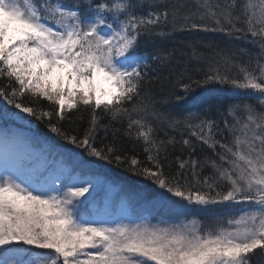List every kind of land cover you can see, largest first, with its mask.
Segmentation results:
<instances>
[{
	"label": "snow or ice",
	"instance_id": "6c2138e0",
	"mask_svg": "<svg viewBox=\"0 0 264 264\" xmlns=\"http://www.w3.org/2000/svg\"><path fill=\"white\" fill-rule=\"evenodd\" d=\"M253 256L264 0H0V264Z\"/></svg>",
	"mask_w": 264,
	"mask_h": 264
},
{
	"label": "trees",
	"instance_id": "16d2710c",
	"mask_svg": "<svg viewBox=\"0 0 264 264\" xmlns=\"http://www.w3.org/2000/svg\"><path fill=\"white\" fill-rule=\"evenodd\" d=\"M201 37L203 39H211L213 37L210 36H205L204 34H200ZM183 38L181 35H177L176 39H181ZM218 38V37H217ZM143 47V46H142ZM212 87V86H210ZM215 89H220L219 85L214 86ZM169 91H172L171 87H166L165 89V94ZM176 91L178 92L179 89H176ZM200 90H197V93H199ZM63 127H65L66 129L70 127L68 122H64ZM80 127L82 128L83 125H80ZM34 131L39 134L40 136L44 137V136H48L51 137L52 134L48 133L47 129L45 128V126L43 124H41L40 122H35V128ZM101 136H103V133L100 134ZM59 143H63L62 141H60ZM113 169V175L116 177V179H118L119 181H121V183H125L131 187H143L144 184L148 183L147 181H143L142 178L140 177H134L132 176L131 173H127L124 172L123 169L121 168H117L115 165H111L109 166ZM222 209H217V211H221ZM193 214L198 216L201 219H205L208 215V210H195L193 209ZM257 253H259V250H257ZM253 264H264V262L259 261L258 256H253Z\"/></svg>",
	"mask_w": 264,
	"mask_h": 264
},
{
	"label": "rangeland",
	"instance_id": "374dc122",
	"mask_svg": "<svg viewBox=\"0 0 264 264\" xmlns=\"http://www.w3.org/2000/svg\"><path fill=\"white\" fill-rule=\"evenodd\" d=\"M156 219H158V218H154V222H156Z\"/></svg>",
	"mask_w": 264,
	"mask_h": 264
}]
</instances>
